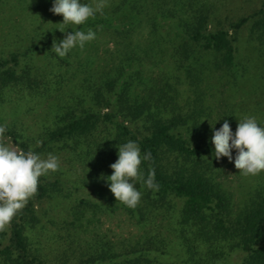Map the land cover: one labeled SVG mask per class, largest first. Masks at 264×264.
I'll list each match as a JSON object with an SVG mask.
<instances>
[{
    "label": "trees",
    "instance_id": "obj_1",
    "mask_svg": "<svg viewBox=\"0 0 264 264\" xmlns=\"http://www.w3.org/2000/svg\"><path fill=\"white\" fill-rule=\"evenodd\" d=\"M138 2L122 0L113 13L118 30L130 27L129 36L139 24L148 29V46L137 45L142 55L128 52L113 76L98 79L82 70L81 97L63 101L35 135L0 119L6 129L0 141L45 159L49 153L67 155L71 165L81 167L85 186L98 183L104 189L77 198L66 220L51 221L50 210L41 207L73 196L74 186L66 187L56 173L42 176L37 193L0 231V264H264V181L240 200L226 188L228 158H215L211 138L213 127L228 120L216 118L209 97L211 75L238 76L239 35L254 16L218 27L206 0H168L156 1L141 20L146 7ZM159 64L166 68L152 76ZM18 66L16 55L0 61V95L49 94L44 78ZM130 140L142 156L151 153L140 172L146 177L154 171L159 186L150 190L137 182L142 195L135 209L105 193L119 145ZM108 212L126 215L138 233L118 242L100 234L95 224ZM50 226L57 227L56 256L45 255L37 239Z\"/></svg>",
    "mask_w": 264,
    "mask_h": 264
},
{
    "label": "rangeland",
    "instance_id": "obj_2",
    "mask_svg": "<svg viewBox=\"0 0 264 264\" xmlns=\"http://www.w3.org/2000/svg\"><path fill=\"white\" fill-rule=\"evenodd\" d=\"M122 0H103L102 13H97L84 25L77 26L87 31L89 28L96 32V39L86 44L84 49L75 48L66 57H58L54 50L51 56L47 49L55 42L63 40L73 29L63 22L62 15L50 11L53 0H0V61L12 60L17 56L18 70H30L32 75L44 78L49 83V94L42 96H23L17 93H5L0 103V119L8 125L17 123L28 134L35 135L44 124L50 123L56 114V107L60 108L63 101L76 100L81 97V71H87L96 78L107 74L114 75L121 63V59L131 50L142 55V50L148 46V29L138 25L136 31L130 27H119L118 17L113 12ZM168 0H139L138 7H146L141 20L147 19V12L153 5ZM214 8L212 22L216 26L229 27L241 18L252 17L243 27L239 35L237 69L238 76H231L218 72L211 75L209 97L216 107V118L227 119L231 123L233 133L237 130L239 119L253 116L258 123L264 124V14L258 12L263 9L264 0H206ZM83 3L95 6L101 0H82ZM139 12V10H138ZM112 27L105 26V23ZM69 27V28H68ZM168 27V26H167ZM57 28L66 31L61 32ZM165 32V30H163ZM175 35L171 34L170 37ZM168 48L166 53H170ZM156 62L160 61L157 57ZM168 65L172 66L171 61ZM160 68L166 64H159L154 68L153 75L160 73ZM81 73L83 75H81ZM74 99V100H75ZM8 145L20 151L15 144L8 140ZM236 150H233V161L226 159L224 163L223 183L234 194L236 200L247 194L251 188L264 181V173L257 176L245 177L239 173L234 164ZM60 168L55 177L64 184L74 186L73 196L43 204L41 208L49 209V220L65 219L69 215L71 203L82 196H98L102 189L96 183L84 185L85 176L81 167L71 165L67 155L59 156ZM51 176V178L55 179ZM104 190V189H102ZM106 189L105 193L110 194ZM109 200V199H108ZM107 200V201H108ZM111 201V198H110ZM106 206V205H105ZM108 214V215H106ZM102 213L98 216L95 226L97 231L107 236L112 242L130 238L138 233L133 222L120 212ZM47 219L44 221L46 223ZM57 227L50 226L47 231L37 237L44 244V254L56 256L52 253L58 246L52 231Z\"/></svg>",
    "mask_w": 264,
    "mask_h": 264
},
{
    "label": "clouds",
    "instance_id": "obj_3",
    "mask_svg": "<svg viewBox=\"0 0 264 264\" xmlns=\"http://www.w3.org/2000/svg\"><path fill=\"white\" fill-rule=\"evenodd\" d=\"M104 6L103 0L95 6L83 3L82 0H53L50 11L62 15L63 22L59 24L73 29L63 40L53 44L52 49L58 57H66L75 48L84 49L87 43L96 39L94 30L89 28L84 31L77 26L84 25L97 13H102ZM5 131V127L0 125V136ZM213 133L211 143L214 145L213 154L216 159L227 157L232 162L233 150H236L234 164L241 175L248 177L264 173V124L248 116L239 119L235 133L228 121L218 130L213 127ZM150 159L151 153L142 156L135 141L119 145L118 159L110 166L113 173L106 180L116 200L128 208L135 209L141 200L142 193L135 186L137 182L140 184L142 181L143 186L150 190H158L154 171H149L146 177L140 172L142 161ZM59 168V158L51 153L45 159L32 151H17L0 141V231L12 222L37 193L40 178Z\"/></svg>",
    "mask_w": 264,
    "mask_h": 264
}]
</instances>
